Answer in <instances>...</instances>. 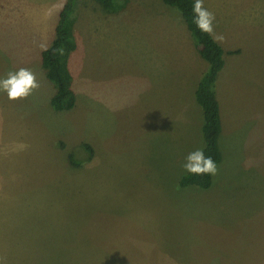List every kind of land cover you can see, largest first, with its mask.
Returning a JSON list of instances; mask_svg holds the SVG:
<instances>
[{
	"label": "rangeland",
	"instance_id": "rangeland-1",
	"mask_svg": "<svg viewBox=\"0 0 264 264\" xmlns=\"http://www.w3.org/2000/svg\"><path fill=\"white\" fill-rule=\"evenodd\" d=\"M64 1L0 0V80L27 68L39 82L15 101L0 89V264H264V0H203L224 50L222 161L207 188L179 185L201 146L207 67L181 14L78 0L76 103L55 111L40 60Z\"/></svg>",
	"mask_w": 264,
	"mask_h": 264
},
{
	"label": "trees",
	"instance_id": "trees-1",
	"mask_svg": "<svg viewBox=\"0 0 264 264\" xmlns=\"http://www.w3.org/2000/svg\"><path fill=\"white\" fill-rule=\"evenodd\" d=\"M109 11L121 10L127 0H96ZM165 4L176 9L185 21L192 41L200 56L206 60L207 67L201 74L195 88L196 103L201 109V146L205 156H211L216 165L222 161L219 147L221 119L219 102L216 96L215 79L221 71L224 60L222 47L213 40L212 36L202 32L193 23V5L195 0H162ZM77 0H65L55 26L54 37L50 45L41 52L40 64L46 78L52 83L54 93L50 105L55 111L69 110L76 103V93L73 89V76L69 68V56L77 47L74 34V12ZM61 144V143H60ZM86 153L85 161H89L93 149L85 142L79 147ZM72 152L67 151L66 158L71 165L74 161ZM72 162V163H71ZM212 175H195L185 172L179 179L180 186H197L207 188L211 185Z\"/></svg>",
	"mask_w": 264,
	"mask_h": 264
},
{
	"label": "clouds",
	"instance_id": "clouds-1",
	"mask_svg": "<svg viewBox=\"0 0 264 264\" xmlns=\"http://www.w3.org/2000/svg\"><path fill=\"white\" fill-rule=\"evenodd\" d=\"M193 13L195 14L193 23L196 24L197 28L212 36L216 42L223 40L222 35L214 32L213 21L215 20V15L204 8L203 0H195ZM38 87L39 82L35 74L27 68L9 71L7 77L0 80V89L6 91L8 99L13 101L27 98ZM182 167L187 173L195 175H215L218 170L216 162L211 156H205L202 147L189 152L185 157V162Z\"/></svg>",
	"mask_w": 264,
	"mask_h": 264
},
{
	"label": "crops",
	"instance_id": "crops-1",
	"mask_svg": "<svg viewBox=\"0 0 264 264\" xmlns=\"http://www.w3.org/2000/svg\"><path fill=\"white\" fill-rule=\"evenodd\" d=\"M65 2V1H64ZM77 2H78V0H77ZM77 2H76V4H77ZM64 4V3H63ZM63 4H62V6H63ZM62 6H61V8H62ZM103 7V6H102ZM61 8H60V10H61ZM106 9V8H105ZM60 10H58V12L56 13V16H57V20H58V15H59V12H60ZM109 11V10H108ZM111 13H117V12H112V11H110ZM75 13H76V10H75V12H74V21L76 20V15H75ZM11 19V21H12V24L14 25V22H13V20H15V21H17L16 20V18H14V17H12V18H10ZM57 20L55 21V23H54V21L53 20H51L50 22H47V26H49V27H52V28H54L55 29V26H56V24H57ZM76 22V21H75ZM6 26V25H5ZM75 28V23H74V27H73V29ZM188 30V29H187ZM42 31H46L45 29H43ZM55 31V30H54ZM108 31V30H107ZM189 32V31H188ZM74 34H75V31H74ZM190 34V33H189ZM76 37V36H75ZM105 37V39H106V36H104ZM87 38H89V35L87 36ZM77 42V41H76ZM87 42H88V40H87ZM192 43H193V41H192ZM87 44L88 43H86V44H84V45H80V49H82V51H81V53H80V56H86V52H85V48H86V46H87ZM101 44H105V42L103 41ZM194 44V43H193ZM194 47H195V49L197 50V48H196V46L194 45ZM100 48H101V50L102 51H105V50H107V51H109V49L107 48V47H102V46H100ZM75 50H78V46L76 47V49ZM74 50V51H75ZM198 51V50H197ZM42 52V51H41ZM76 52V51H75ZM70 61V60H69ZM102 73L106 76L107 74H109V75H111V73H109V72H106V71H102ZM73 81H74V78H73ZM4 236H5V233H1V231H0V255H6L7 253H6V251H5V249L2 247V243H3V240H4ZM5 237H8V236H5Z\"/></svg>",
	"mask_w": 264,
	"mask_h": 264
}]
</instances>
